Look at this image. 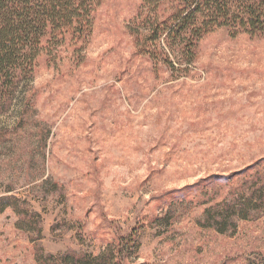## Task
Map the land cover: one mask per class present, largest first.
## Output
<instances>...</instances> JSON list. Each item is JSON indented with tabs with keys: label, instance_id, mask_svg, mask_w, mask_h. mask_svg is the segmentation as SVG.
<instances>
[{
	"label": "rangeland",
	"instance_id": "1",
	"mask_svg": "<svg viewBox=\"0 0 264 264\" xmlns=\"http://www.w3.org/2000/svg\"><path fill=\"white\" fill-rule=\"evenodd\" d=\"M140 3L106 0L82 63L42 53L0 114V199L16 206L0 213V264L95 258L134 233L116 264H264V175L229 177L264 158V36L218 29L175 80L136 53ZM240 189L249 221L219 226Z\"/></svg>",
	"mask_w": 264,
	"mask_h": 264
},
{
	"label": "trees",
	"instance_id": "2",
	"mask_svg": "<svg viewBox=\"0 0 264 264\" xmlns=\"http://www.w3.org/2000/svg\"><path fill=\"white\" fill-rule=\"evenodd\" d=\"M105 1L0 0V114L10 107L19 89L31 81L42 53L54 61L59 51L69 50L74 63H82V53L93 34L96 12ZM223 28L232 37L238 33H245L251 39L263 37L264 0H141L136 15L126 27L134 38L136 53L148 59L152 71L164 69L175 80L195 68L199 43ZM263 161L261 158L257 165L229 177L236 178L258 168L252 176L257 183L259 176L264 175L260 166ZM237 193L235 201L240 203L242 196L244 202L236 214L224 216L216 223L219 226L249 221L248 204L253 202L254 193L241 189ZM14 202V199H0V213L7 208L15 211ZM215 230L223 234L227 229L216 227ZM134 235L117 251L95 258L69 251L58 258L38 255L36 263L116 264L124 250L133 249Z\"/></svg>",
	"mask_w": 264,
	"mask_h": 264
}]
</instances>
